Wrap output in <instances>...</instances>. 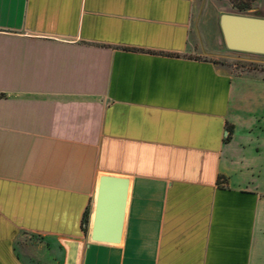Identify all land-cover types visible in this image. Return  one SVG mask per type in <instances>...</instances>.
<instances>
[{"label": "crops", "instance_id": "obj_1", "mask_svg": "<svg viewBox=\"0 0 264 264\" xmlns=\"http://www.w3.org/2000/svg\"><path fill=\"white\" fill-rule=\"evenodd\" d=\"M224 13L0 0V264H264V75L217 64ZM103 175L116 244L90 239Z\"/></svg>", "mask_w": 264, "mask_h": 264}, {"label": "water", "instance_id": "obj_2", "mask_svg": "<svg viewBox=\"0 0 264 264\" xmlns=\"http://www.w3.org/2000/svg\"><path fill=\"white\" fill-rule=\"evenodd\" d=\"M218 26L228 51L264 56V17L221 14ZM125 178L103 175L98 178L90 239L119 242L127 191Z\"/></svg>", "mask_w": 264, "mask_h": 264}, {"label": "rangeland", "instance_id": "obj_3", "mask_svg": "<svg viewBox=\"0 0 264 264\" xmlns=\"http://www.w3.org/2000/svg\"><path fill=\"white\" fill-rule=\"evenodd\" d=\"M230 13L243 16L264 17V10L256 0H227ZM247 6V7H245ZM228 57L217 64L232 75H264V56L227 50Z\"/></svg>", "mask_w": 264, "mask_h": 264}, {"label": "trees", "instance_id": "obj_4", "mask_svg": "<svg viewBox=\"0 0 264 264\" xmlns=\"http://www.w3.org/2000/svg\"><path fill=\"white\" fill-rule=\"evenodd\" d=\"M245 7H247V6H245Z\"/></svg>", "mask_w": 264, "mask_h": 264}]
</instances>
